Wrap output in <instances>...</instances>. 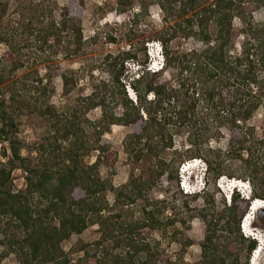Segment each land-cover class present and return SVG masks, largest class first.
<instances>
[{"label":"trees","instance_id":"trees-1","mask_svg":"<svg viewBox=\"0 0 264 264\" xmlns=\"http://www.w3.org/2000/svg\"><path fill=\"white\" fill-rule=\"evenodd\" d=\"M4 1L0 0V44L7 50L0 57V145L1 157L6 160H0V245L4 247L0 264L10 255L19 264H73V253H82L75 264H105L109 252L97 256L96 250L111 238L116 247L127 250L126 258L118 254L113 264H175L145 240L154 231L166 233L178 220L176 216L161 220L167 203L157 202L162 208L151 209L154 203L147 198L152 187L165 179L175 180L179 167L194 159L208 166V188L202 194L205 201L196 211L206 224L203 264H238L240 254L235 246L249 241L248 264L258 241L245 237L240 225L252 202L264 201V131L259 134L249 125L264 105V21L254 18V13L264 8V0H152L163 14L164 27L156 40L162 50V65L151 68L146 48L141 50L144 64L131 50L106 56L102 72L107 79L83 98L84 112L75 111L70 117L58 113L51 78L46 81L38 67L54 64L61 55L64 59L77 56L83 50V0H69L60 9L59 20L52 10L50 17L43 14L37 18L20 12L14 24L5 23L8 5ZM19 1L21 5L29 3L25 9L33 7L30 0ZM146 1L118 0L116 13H125L139 3V18L148 14ZM235 20L240 27L235 26ZM178 37L193 38L201 48L172 50L170 43ZM29 49L35 55L33 64L27 58ZM129 62L141 65L137 75L128 76ZM19 71L23 73L18 75ZM56 72L66 96L76 81ZM95 109L101 110V117L87 120V111ZM24 110L42 117L47 127L45 136L33 146L38 164L21 153L17 120ZM114 125L131 129L124 138L129 161L135 167L149 161L154 165L148 180L136 178L133 172L126 185L115 188L102 178L100 167H112L116 159L103 138ZM177 138H182V152L175 149ZM169 150L175 154L170 159L166 156ZM93 152L98 153L97 160L81 164V158ZM178 154L181 159L175 157ZM229 162L240 164L232 174L226 172ZM17 171L25 174L21 190L14 185ZM223 176L247 180L252 195L245 199L234 193L228 205L223 200L217 218L209 208L214 202L208 196L212 198L210 188L216 189L215 183ZM137 200L145 203L140 220H122L124 214H110ZM94 224L100 226L98 241L79 242L68 252L64 250L65 241ZM115 233L121 238L113 236Z\"/></svg>","mask_w":264,"mask_h":264},{"label":"rangeland","instance_id":"rangeland-1","mask_svg":"<svg viewBox=\"0 0 264 264\" xmlns=\"http://www.w3.org/2000/svg\"><path fill=\"white\" fill-rule=\"evenodd\" d=\"M30 1L33 2V7L25 9V5L29 4L27 1H21V5L19 0H5L4 2L8 5L5 23L14 24V22L20 18V12L26 16H34V18H37L41 17L43 14H45L46 17H50L51 10L53 11L54 18L59 20L60 9L63 8L69 0ZM117 1L118 0H83V50L77 56L64 59L61 55V57L54 61V64L52 63L50 66L44 64L38 67L40 74L46 78V81L51 78V85L56 90V107L58 113L63 114V116L70 117L75 111L79 114L84 112L86 102L83 98L91 96L94 86L102 79H107L106 74L102 72L104 68L103 60L106 56H116L121 52L131 50L132 52L137 53V59L141 62L140 64H144L147 57V62L151 65L152 69L160 66L161 55H157L159 51V43L156 40L158 38V32L164 27L162 11L152 2V0H147L148 14L144 16L136 18V14L139 13V3H135L133 8L129 9L127 12L118 14L116 13ZM19 8L20 11H18ZM254 18L257 22H263L264 8L254 13ZM235 26L237 28L240 27L238 20H235ZM240 41L241 40H239V42ZM170 47L172 50L183 52L192 49H200L201 44L193 38L185 39L178 37L170 43ZM144 48H146L147 51L146 57L141 52ZM238 48L239 43L237 45V49ZM6 50L7 47L0 44V57H2ZM26 54L27 58L30 60V64H33L35 56L33 51L29 49ZM155 64H157V67L154 66ZM127 68L129 70L128 76L131 77L137 75L138 70L142 67L141 65L129 62ZM56 70H59V73L68 74L76 81L71 93L66 96L63 94L61 77ZM22 73V71H19L18 75H21ZM164 80H169V77L164 76ZM126 81H128V78H126ZM120 112V109H118L117 113L119 114ZM100 117V109L87 111L85 115V118L89 121H95ZM17 122L18 138L21 140L23 146L21 150L22 156L25 158H32L31 160L35 164H38L39 157L33 146L38 139L46 134L47 127L45 120L35 113L24 110L22 116L18 118ZM249 125L255 127L259 134L264 131V105L249 121ZM83 126L84 124L82 123L81 127L83 128ZM130 132L131 129L129 127L114 125L103 137L104 140L108 141L107 144L110 150L116 154V156L113 155L114 159H116L112 167L108 168L107 166L102 165L100 167V173L102 178L109 179L115 188L126 185L133 172L136 178L148 180L151 175L149 170L151 167H154L151 161L145 164L139 163L136 167L129 161L124 150V138ZM86 134L89 136V139H91L90 129L86 130ZM181 141L182 138L176 139L175 149H177L178 152L183 151L181 148ZM1 152L2 148L0 145V160L5 161L6 159H2L1 157ZM97 155V152H93L88 156L82 157L81 164H93L97 160ZM172 155L173 157L175 155L173 150H169L166 154L168 159L172 158ZM175 157L181 159V155L179 154ZM239 166L240 164L238 162H229L226 164V172L232 174L239 168ZM181 168L182 165L178 169V176L175 180L170 181L165 179L161 181L160 184L151 188L147 198L149 203H154L151 209H155L156 207L160 209L162 208L157 202L165 201L167 203L168 208L161 214V220L166 221L168 218H174L176 216L178 222L174 227H168L166 233L154 231L152 234H148L145 241L149 243L161 257L175 264H203L201 246L205 240L206 224L196 215V211L204 204L205 198L202 194L203 191L208 188L207 185L205 186L208 175H206L205 180H202L199 174L193 176L194 174H197V166L190 165L189 173L192 172V175L190 176L191 183H183V178L187 180L189 177H187L188 174H183L181 176ZM24 177L25 174L21 171L15 173L14 185L16 190L25 188L26 181ZM236 179L237 178L229 179L227 176L220 177L215 183L216 189L213 190V187L210 188V194H214L211 195L212 198L209 197V195L208 199L213 200L214 207L209 208L215 213V217H220L221 211L223 210V200H226L227 205L229 204L225 196H227L232 190L230 182ZM210 180L212 181V179ZM218 182L220 187L217 185ZM182 185H186L192 193L185 194L182 191ZM193 191L199 195L194 197ZM235 192L242 197V194L238 193L236 190ZM251 195L252 193L249 194L250 197ZM109 201L113 203L112 195L109 197ZM155 203H157V205ZM144 204L145 203L142 200H137L134 205L116 207L110 214L122 213L124 214L122 220H140L142 218L141 210L143 209ZM186 206H188V208H186ZM253 218L255 220L253 227L258 229L264 238V209H258ZM116 219L117 218H115L114 221H118ZM113 236L119 237L118 239L121 238L120 236H117V233ZM100 237V226L96 224L90 225L81 235H73L68 241H65L62 244V247L68 252L79 242L92 244L98 241ZM247 238L252 239L250 237ZM1 239L2 237L0 235V240ZM248 244L249 241L245 242L242 246L236 244L235 248L240 254L238 264H246ZM183 248L184 251H182ZM3 249L4 247L0 245V252L3 251ZM105 251L109 252L110 256L108 262H105V264H113L114 256L118 254L123 255L125 258L127 254V250L123 246L116 247V241L112 238L105 241L103 246L96 250V254L97 256H102V254L106 253ZM70 255L72 263L75 264L76 260L82 256V253H73ZM1 264L19 263L14 255H10L5 258ZM248 264H264V242L261 244L260 251H254L250 255Z\"/></svg>","mask_w":264,"mask_h":264},{"label":"clouds","instance_id":"clouds-1","mask_svg":"<svg viewBox=\"0 0 264 264\" xmlns=\"http://www.w3.org/2000/svg\"><path fill=\"white\" fill-rule=\"evenodd\" d=\"M158 48H159L158 49L159 51H158L157 55H159V56L161 55V57H160V66H161L162 63H163V56H162V50H161L160 44H159ZM154 66L157 67V64H155ZM157 68H155V70ZM190 165H196L197 166V170H196L197 174L196 175L194 174L193 176H197L199 174L201 179L205 180L206 175H208V166H207V164L201 159H194V160H190L189 162H185V163L182 164V168L180 170V172L182 173L181 176L183 174L184 175L188 174L187 177H189V178H187V180L183 178L182 182L183 183H188V184L191 183L190 182V176L192 175V172L189 173ZM234 184H236V185H234ZM206 185H207V182L205 183V186ZM217 185H218V187H220L219 186V182H218ZM230 186H232V190H231V192L229 194H227V196H225L226 199L228 200V202H231V198H232L233 194L236 193L235 190L238 193L242 194V197H245V199H249L250 198L249 194L252 193V188H251V185H250L249 182L242 181V180H240V181L232 180L230 182ZM182 191L185 194L192 193L190 191V189L188 187H186V185L185 186L182 185ZM194 193L195 192L193 191V195L198 194V193H195V194ZM256 202H257V200H254L252 202L248 214L245 216V218L243 219V221L241 223V229H242V233L244 234V236L250 237L252 239H256L258 241V243H259L258 248L255 250V252L256 251H260L261 244H263V242H264V238L262 237V233L260 231H258V229L253 227V224L255 222L253 217H254L255 212L257 211L256 210V205H255ZM251 216H252V218H251ZM249 218H251V219L249 220V225L247 226L246 221Z\"/></svg>","mask_w":264,"mask_h":264},{"label":"bare ground","instance_id":"bare-ground-1","mask_svg":"<svg viewBox=\"0 0 264 264\" xmlns=\"http://www.w3.org/2000/svg\"><path fill=\"white\" fill-rule=\"evenodd\" d=\"M235 181H239V180L236 179ZM255 205H256L257 210L258 209H264V201L261 199H257V202L255 203ZM249 220L250 219H247V221H246L247 226L249 225Z\"/></svg>","mask_w":264,"mask_h":264},{"label":"built area","instance_id":"built-area-1","mask_svg":"<svg viewBox=\"0 0 264 264\" xmlns=\"http://www.w3.org/2000/svg\"><path fill=\"white\" fill-rule=\"evenodd\" d=\"M234 185H236V184H234Z\"/></svg>","mask_w":264,"mask_h":264}]
</instances>
